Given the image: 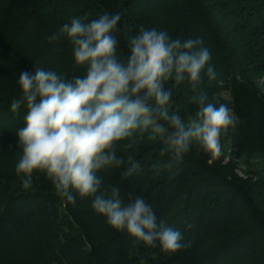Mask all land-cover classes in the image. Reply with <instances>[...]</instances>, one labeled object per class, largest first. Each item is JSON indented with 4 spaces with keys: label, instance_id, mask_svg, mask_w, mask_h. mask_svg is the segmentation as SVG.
<instances>
[{
    "label": "trees",
    "instance_id": "16d2710c",
    "mask_svg": "<svg viewBox=\"0 0 264 264\" xmlns=\"http://www.w3.org/2000/svg\"><path fill=\"white\" fill-rule=\"evenodd\" d=\"M106 12L121 13V54L141 27L201 38L217 76L205 75L195 94L218 96L240 120L211 165L194 145L174 174L157 173L152 165L168 155H161L159 141L145 138L121 146L120 154L143 165L139 173L124 181L121 170L98 173L105 187L120 188L125 202L129 193L143 196L158 221L183 233L188 246L172 255L113 229L91 198L61 200L44 176L25 190L15 174L16 130L26 108L14 114L9 106L20 97L19 74L36 67L68 78L83 74L74 71L70 42L49 37L73 17L90 22ZM193 94L187 82L173 88L169 110L185 120L194 116ZM228 145L263 166L240 176L233 161L225 162ZM263 161L264 0H0V264H264Z\"/></svg>",
    "mask_w": 264,
    "mask_h": 264
},
{
    "label": "clouds",
    "instance_id": "9594fccd",
    "mask_svg": "<svg viewBox=\"0 0 264 264\" xmlns=\"http://www.w3.org/2000/svg\"><path fill=\"white\" fill-rule=\"evenodd\" d=\"M121 18L119 12L90 22L73 17L50 35V42H70L74 71L83 68V74L68 78L44 67L21 71L20 97L9 106L14 114L26 108L16 130L21 153L15 174L25 190L44 176L61 200L74 205L77 196L91 198L94 211L113 229L172 255L188 246L183 233L158 221L143 196L129 193L125 202L120 188L105 187L98 173L121 170V181L139 173L143 165L120 154L121 146L145 138L159 141L161 155H168L152 165L157 173L166 169L174 174L194 145L211 165L240 120L228 104L218 103V96L203 90L195 94L205 75L209 80L217 76L201 38L181 40L167 30L141 27L128 38V52L121 54ZM185 82L197 106L187 120L169 110L173 88Z\"/></svg>",
    "mask_w": 264,
    "mask_h": 264
},
{
    "label": "rangeland",
    "instance_id": "374dc122",
    "mask_svg": "<svg viewBox=\"0 0 264 264\" xmlns=\"http://www.w3.org/2000/svg\"><path fill=\"white\" fill-rule=\"evenodd\" d=\"M223 94L225 97L229 98L228 92H224ZM229 139L232 141L231 138ZM230 148L231 146L229 147V145L226 148L225 162L229 160L233 161L235 164V170L240 176H245L247 172H252L253 170H256L257 167L263 166V164L259 165V159L250 158L245 155L242 156L235 149L233 151Z\"/></svg>",
    "mask_w": 264,
    "mask_h": 264
}]
</instances>
